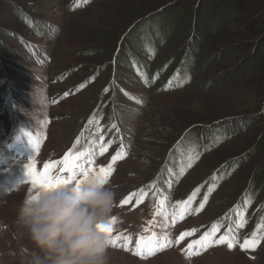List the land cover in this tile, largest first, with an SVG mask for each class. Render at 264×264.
I'll return each mask as SVG.
<instances>
[{
  "label": "rangeland",
  "instance_id": "obj_1",
  "mask_svg": "<svg viewBox=\"0 0 264 264\" xmlns=\"http://www.w3.org/2000/svg\"><path fill=\"white\" fill-rule=\"evenodd\" d=\"M66 1L69 2L0 0L3 17L0 26L14 36L5 40L4 46L10 51L1 52L4 64H0V73L4 72V77L8 68L14 83L11 89L18 96L14 113L18 117L9 122L18 142L8 147L5 135L9 117L4 106L13 97L4 90L6 83L1 85L6 81L2 77L0 90L5 94L0 91V108L4 110L0 111V264H23L27 252L34 248L17 223L21 205L38 189L27 182L30 178L24 164L34 163L39 177L44 173V165L52 162L51 175L68 179L71 173L65 175L59 169L72 160L66 163L55 160L76 140L83 121L106 103L113 110L111 100L122 115L131 154L115 162L116 174L108 183L116 193L111 220L115 217L117 222L112 220L105 226L112 228L110 239L120 237L109 249L110 264H264V171H258L255 177L250 171L256 166L264 167V117L257 110L263 98L250 89L256 78L251 83L218 84L202 90L201 62L209 47L201 60L197 50L200 44L194 43L195 48L189 51L188 43L194 42L189 37L193 31L189 26L183 43L185 50L180 52L176 44L180 31L173 37L163 31L169 22L164 18L155 32L135 36L133 42L138 48L121 56L120 65L119 62L115 65L116 75L111 68L110 77L117 76L116 86H119L112 96L105 90L110 81L106 70L117 51L112 48V53H108L110 48L108 42H103L102 30L109 24L121 31L126 29L129 25L126 26V15L122 12L124 7L131 6L132 0L96 1L80 9H68ZM21 7L41 20V25L49 24L55 36L48 39L51 34L47 30L39 36L38 30L43 29L36 31L28 27L19 17L24 13L17 11ZM102 45L106 51L98 55L94 49ZM31 47L40 49H36L37 55ZM85 67L82 76L80 70ZM86 81L88 85L83 90ZM120 89L125 90L123 94ZM66 93V99L61 101L60 97ZM243 112L258 116L248 130L237 126L236 133L231 131L226 138L208 136L213 131L212 122L226 116L240 120ZM189 130L193 132L187 133ZM16 133L20 137H15ZM92 137L105 141L99 136ZM258 140L260 150L247 156L246 151ZM180 144L174 159L175 174L164 177L166 157ZM233 155L247 158L222 164L223 158ZM107 162L102 159L100 163ZM100 168L95 169L97 174ZM78 178L84 179L81 174ZM153 179L160 185L135 196L136 210L120 203L128 193ZM20 180L26 182L19 183ZM159 201H164L163 216L155 215ZM184 202H188L187 209ZM145 228L149 231L145 232ZM152 232L161 242L171 241L170 246L155 254L137 248L139 237H148ZM186 232L191 235L179 240ZM206 233H213L215 238L227 234L238 243L233 249H228L226 244L213 245L201 250L199 255L189 256L188 245ZM124 237H129L131 243H126ZM252 239L259 243L253 248H240L245 240Z\"/></svg>",
  "mask_w": 264,
  "mask_h": 264
},
{
  "label": "trees",
  "instance_id": "obj_2",
  "mask_svg": "<svg viewBox=\"0 0 264 264\" xmlns=\"http://www.w3.org/2000/svg\"><path fill=\"white\" fill-rule=\"evenodd\" d=\"M96 1L104 0H69V2L66 1V5L68 9H80ZM131 2L132 3H129L131 6L124 7L122 12L123 15H126V26L129 25L126 29L121 31L120 28H115L109 24L106 29L102 30L103 42H108L106 45L110 48L108 53H112V48H115V52L117 51L113 55L111 62L108 64V69L106 70V77H108L111 82L108 81L105 90L110 91V93L113 94L112 96H114L116 89L119 88V86H116L117 76L110 77L112 72L111 68L114 72L116 69V63L119 62V65L121 63V56L138 48L137 44L133 42L135 41V36L150 35L159 27V21L164 18H168L169 22L162 30L167 31V33L172 37L174 35H178V31H180V38L176 41L177 47H180L181 49L180 52H184L185 50L183 49V43L185 41L184 39L187 37L186 33L189 26L193 29L189 37L190 40L193 38L194 41H190L188 43L187 46L190 47L188 48L189 51L192 48H195L192 47L194 46V43L200 44L197 50L200 53L199 55L201 60L204 50H207L209 47L207 51L208 53H206V58L203 62H201V73L203 72L200 85L201 89L204 90L205 88H209L211 85L218 84H238L240 81L243 83H251L254 78H256V83H253L255 85H252L250 89L252 91H257L258 96L263 98L259 101L260 105H258V108L256 106L255 107L259 110V115L264 117V0H132ZM132 4H135V6L133 5L134 7H132ZM13 5L15 7L16 4L13 3ZM13 5H11V7H13ZM19 10L24 11L21 16H18L21 17L28 27L34 28L36 31L38 29H43V31L38 30L39 36H43L46 30L48 32L50 31L51 34L48 35V39H52L55 36L56 32L51 30L49 24L41 25L42 21L34 18V16H31V14L27 13L26 9L21 7L17 11ZM2 19L3 17L0 13V23H2ZM212 21H215L214 24H212ZM178 23H181L182 26L179 27ZM148 24L151 25L147 26ZM152 24H155V26L151 29ZM234 25L238 27L231 28ZM230 28L232 31H228ZM119 31L121 32L118 33ZM11 36L14 37L0 26V44L3 45L0 47V49H2L0 50V64H4L2 61L4 54H1V52L7 53L10 51L4 46V43L5 40ZM21 41L23 42V40H20V42ZM36 49L40 50L39 48ZM36 49L35 47H31V51L34 55H37ZM121 49L123 51H121ZM94 50L95 53L98 52V55H100V53L106 51V46L102 45ZM175 51H177L176 47ZM44 56L49 60V56L47 54H44ZM40 61H44V58H41ZM95 66H99V64H95ZM85 69L86 67L80 70V74L82 76L85 75L83 72ZM96 70H99V67H96ZM3 75L4 72H1L0 80ZM114 75H116V72H114ZM3 78H5L6 81L1 85L3 86L6 83L7 89L4 90L9 91L13 97L11 102L13 108L10 112L8 110L7 116L9 118H6L7 123H9L18 117V114H16V117L14 114L16 113L18 96L14 90L11 89L13 88L12 84L14 83L11 81L12 76L8 75V68L7 74ZM87 85L88 83L86 81V84L82 86L81 89L84 90ZM0 91L1 94H5L2 93L3 90ZM123 91L125 90H121L120 93L123 94ZM118 92L119 91H117V93ZM67 95H64L63 97L61 96L60 100H65ZM113 102L114 100H111L110 103V106L113 108L112 111L109 110V105L106 103L99 112L97 111V113L94 114V116L83 121L82 127H80L81 130L77 131L76 140L73 141L69 147L74 145L77 139L84 136L88 142L87 146L90 149L92 148L91 152H94L95 150L101 151V145H103V148L106 149V151H103V155L101 156L104 157L102 159H108L109 162H111L112 156L117 153H119L121 157L120 159H117V161L124 160L127 155L131 154V146L128 145L126 140L127 135L124 133V121L121 119L122 115L117 113V106L115 108V102ZM0 111L4 110L0 108ZM8 114L12 115L9 116ZM240 116H243L240 120L238 118H228L227 116L218 118L217 122H220V124L222 123V125H219L217 122H212L213 126L211 128L213 131L208 134V136L214 138V136L222 135L226 138L231 131L238 129L240 126L247 128L248 130V126L253 125V121H256V118L258 117L250 112H243ZM237 119L239 121H237ZM237 126L238 128H236ZM110 131H112L111 134H109ZM223 131L226 133H223ZM236 131H234V133H236ZM244 131L246 132V130ZM189 132L193 131L189 130L187 133ZM238 132H240V130H238ZM93 135L99 136V138L105 139V141L99 139L97 141L96 138L92 137ZM5 136L7 137V145H12L18 140L13 137V131L10 123L8 133L6 132ZM14 136L20 137L18 133ZM106 138L109 139V141H106ZM134 142L135 136L132 138V143ZM259 142L260 140H258L254 145L252 144L250 149L247 150L245 154L249 156L251 152L260 150ZM181 146L182 144H180L177 148L175 147L172 150L174 153L171 155V152L166 157L164 164L166 165L165 173H167L164 177H172L175 174L174 159L176 151ZM203 150L204 152L207 151L205 147H203ZM246 155L245 157L244 155L242 156L244 158L240 157L243 159L241 161H244L245 158H247ZM237 156L238 155H233L223 158L222 160L224 162L222 164H227V162L232 161V159H240ZM162 170L163 168L159 171L161 172ZM251 170L253 172V176L255 177L258 171L259 173H261V170L264 171V167L263 165L262 167L256 166L253 169H250V171ZM157 182L159 181L153 179L150 181V184L131 191L127 194L126 200L131 202L134 200V197L139 195L141 192L143 193L148 191V189L152 191L156 185H160ZM248 184L249 180L247 185ZM130 194L135 195L129 199Z\"/></svg>",
  "mask_w": 264,
  "mask_h": 264
},
{
  "label": "clouds",
  "instance_id": "obj_3",
  "mask_svg": "<svg viewBox=\"0 0 264 264\" xmlns=\"http://www.w3.org/2000/svg\"><path fill=\"white\" fill-rule=\"evenodd\" d=\"M115 197L108 181L93 175L38 188L17 216L34 245L23 264H110V236L98 226L110 222Z\"/></svg>",
  "mask_w": 264,
  "mask_h": 264
},
{
  "label": "snow or ice",
  "instance_id": "obj_4",
  "mask_svg": "<svg viewBox=\"0 0 264 264\" xmlns=\"http://www.w3.org/2000/svg\"><path fill=\"white\" fill-rule=\"evenodd\" d=\"M67 95V93L65 94ZM101 151L100 155H103V151H106V149L103 148V145H101ZM126 154V153H125ZM88 155L90 154H85V153H80L79 155L75 156L72 158V153L70 152L67 154L65 159L72 158V163L66 165L65 167H62L59 169V171L65 175L71 173L68 179H64L61 176L53 177L51 175V170L49 167V164L44 165V173L41 174L39 177L36 174L35 171V164H24V171L27 174V176L30 178L28 183H31L33 188H40V187H49L54 183H71L73 181H76L77 184H79L82 180L77 179V175L81 174L84 178L88 177L89 175L97 176L94 170L88 169V165L92 164L93 161L92 159L88 158ZM119 153L116 155L112 156L111 162L107 165V167L101 166L99 170V177H101L104 180H107V177L111 175V172L114 171L113 165L117 161V159H120ZM60 163H63L61 161ZM26 181L20 180L19 183H25ZM135 194H130L129 199ZM31 195H29L30 197ZM127 201H122L121 203H126ZM185 203V209H187L188 202ZM163 205L164 201H159L157 204V212L155 215H160L163 216ZM197 211H200V209H197ZM171 215V214H170ZM115 217H112V220L115 221ZM167 219V217H165ZM101 231H105L109 234V236H112V228L106 227L105 225H99L98 226ZM149 229L145 228V232H148ZM186 235H191V232H186L183 233L180 237L179 240H183L184 236ZM120 239L119 236H116L114 238L110 239L111 244H115L116 240ZM126 243H131V240L129 237H124ZM179 240H177V243H179ZM238 241L234 239V237H231L227 234L225 235H220L218 238L214 237L213 233H206L204 237H201L199 240L193 241L191 244L188 245V252L187 254L189 256L191 255H199L201 250H205L208 247H211L213 245H227L228 249H233ZM259 243L258 240L252 239L251 241L245 240L244 243L240 244L241 249H246V248H253ZM171 241H166V242H161L159 238L157 237L155 232H152L150 236L145 237V236H140L139 239L137 240L136 247L142 249L143 251H147L150 254H155L156 251L162 250L166 246H170ZM195 248V251L193 249ZM138 255L141 253H137Z\"/></svg>",
  "mask_w": 264,
  "mask_h": 264
}]
</instances>
